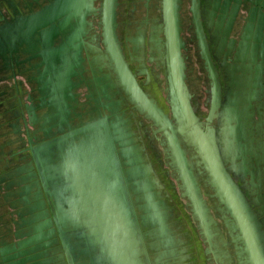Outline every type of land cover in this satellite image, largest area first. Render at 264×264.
Masks as SVG:
<instances>
[{
  "label": "flooded vegetation",
  "instance_id": "obj_1",
  "mask_svg": "<svg viewBox=\"0 0 264 264\" xmlns=\"http://www.w3.org/2000/svg\"><path fill=\"white\" fill-rule=\"evenodd\" d=\"M151 1L153 2V0H149L146 4L145 24L139 25V20H135L130 21V26L125 28L123 16L134 18L133 10H135V6L128 2L126 9L129 13L127 15L123 6L126 3L119 0L116 12V35L121 36L122 34L123 38L120 37L114 42L107 32L106 7L108 0H100L101 10L103 4H105L101 15L105 58L106 56L107 59L109 57L118 76V55L132 63L128 52L135 51L133 42L141 46L139 40L144 38H148L150 42L149 46L146 45V47L153 48L151 55L161 58L170 73L173 71V62L175 63L174 42H160L159 37L161 34L154 24L158 17L152 22L150 21V11L153 8ZM188 1L189 7H186L187 0H180L179 4L181 10L185 8L188 20H191L194 25L195 30L193 29L192 34L194 38H197L198 55L199 51L202 55V49L197 27L202 22L212 55L211 61L212 58L215 61L214 73L216 80L221 86L220 95L214 98L215 75L211 74V70L207 66L208 63L204 62L209 71L208 78L211 83L212 100L209 118L204 122L203 128L210 127L211 129V127H214L218 142L221 131H225L222 132V136L232 141L228 147L230 154L226 156L229 159L226 163L228 166H234L235 163L239 162L235 155L238 150V142L244 131L246 140L244 141L245 146H243V156L246 158L249 167L246 180L250 186V192L254 193L251 198L255 199V192L259 190L260 185V203L256 208L261 224L260 236L263 239V245L264 0H199L201 4L200 14L197 7L198 0ZM78 4L80 7L77 9V16L73 15L71 20L80 21L82 40L77 42V46L69 47L68 51L60 50L64 53L63 55H55L57 46L64 43V39L71 36L70 31L67 33L61 31L59 38L63 40L54 42L53 47L44 48L45 41L43 37L46 27L58 15H63L66 13L65 10H70ZM49 5L50 8H47ZM61 8L63 10H60ZM94 9L95 5L92 7L90 0H0V37H4L0 38V133H3L2 127L7 129L9 126L11 128L10 132H4L0 135V140H3L0 144V167L8 166V164L6 165L8 163L5 158L6 155L12 166V168H8L11 167L8 166L5 172L0 175V198L3 195L8 204L18 205V208L14 204L12 205L14 210H17L16 212L22 211L23 203H26L24 210L27 212V203L30 201L32 207L36 203L37 208H40V211L35 215L34 230H32L30 236L29 233L23 232L18 236L20 239L11 244L5 240L3 230L0 231V233H3L0 238V264H21L23 257L25 261L31 259L32 261L28 262L30 264H61V261L66 259V253L56 237L58 234L57 229L55 230L54 214L48 210V204L51 197L54 198L55 192V165L59 164L56 158L57 152L54 148L55 139L63 137L60 141L68 142L73 141V138L76 140L85 138L82 133L72 134L83 126L101 119H106L110 126L124 129L126 138H129V136L132 138L128 126L124 123L127 121L133 123L134 121H132L133 119L126 120L129 116L125 118L124 115L127 112L137 111L138 107L130 106L129 100L134 101L140 107L142 106L141 103L136 101L134 94L128 92L120 84V78L119 85L110 81L111 74L107 72L106 60L104 63L102 61L99 63L98 70L91 66L94 59L90 57L89 49H96L99 51L96 52L97 54L102 51L98 46L90 43V36L87 35L90 32L89 17L92 16ZM157 9L159 10L158 6ZM189 11H192L190 18ZM29 13L37 14L36 19L30 21L29 30L22 27L18 30L17 26L20 23L18 19H24ZM44 14L50 19L38 18L39 15L43 16ZM222 24H224V30L221 32ZM10 26L16 27V31L12 32ZM145 28L147 31L146 37ZM208 30L211 39H209V36L207 37ZM226 30L229 32L227 35ZM8 34L12 38H7ZM21 35L29 38H18ZM171 35L172 29L170 27L166 30V38ZM231 35L233 36L230 37ZM129 38H135V41H129ZM215 38L224 40V46L227 45L226 49L222 51H220L221 49H213V47H216ZM228 38L230 39L228 40ZM242 38H246V40L242 41ZM33 46L39 50L34 51ZM48 52L53 53L51 58H45V53ZM237 52L241 55L239 60L236 58ZM214 55L215 57L217 55V58H214ZM99 56L102 57L101 54ZM82 59L88 61L89 65L91 64L89 69L84 68L83 62H81ZM130 69L137 77L136 82L138 83L137 69L131 68V66ZM97 72L99 74H96ZM55 75L61 77V86L57 84L58 88L55 92L58 99L53 97L55 91L53 88L56 85ZM50 77H53L51 83L48 81ZM188 85L191 86L190 83ZM163 91L165 93L167 91L168 97H170L169 89ZM125 94H128L129 100ZM148 96L149 99L154 98L152 102L157 101L159 103L157 105L166 107V94H163V99L156 91H153L152 96L149 94ZM190 98L192 102L193 98ZM171 100L173 101V95L170 97V103ZM192 105L194 107V104ZM177 106L179 107V103H177ZM124 107L126 108L124 109ZM241 110L242 118L237 120L235 116ZM193 112L194 114L197 113L196 108H193ZM140 120L144 121L141 123L144 124V132L140 137L134 136L136 146L142 149L141 153L139 152L143 154L142 157L146 158L149 155L157 171L163 174L167 172L165 162L168 159L167 148L162 144L164 143L163 136L158 137L155 129H149L153 122L149 121L148 118L145 117ZM213 122L216 123L215 126ZM67 134L71 135L66 137ZM7 135L15 137H12L10 142H6L5 137ZM130 138L129 140H131ZM141 138L149 139L147 149L149 152L147 153L145 147H143L147 142L140 141ZM4 144L8 146L6 149L3 146ZM129 146L136 149L132 142ZM235 146H237V150H234ZM127 157L130 161L136 160L135 153H127ZM144 162L147 163L146 159H144ZM48 167L53 172L52 177H54L53 183L48 182L51 187L50 197L45 194L43 180L44 177L46 180L48 179ZM39 169H41V172H39ZM194 170L199 185L202 182L211 181L205 168H203V173L202 170H198L196 167ZM30 188L32 189L29 190ZM210 196L214 199L213 203H218L216 212L206 211L205 220L201 221L194 211L186 214L171 204L173 201L169 195H161L160 201H165L164 203L165 205L168 204V207L166 205L160 210L164 209L168 213H173L170 219L171 227L175 229L176 237H179L182 242L178 248L184 249V245L189 249L194 245L202 248L198 253L207 264H251L248 244L238 225L235 214L229 210L224 197L216 194ZM15 197L18 198L16 202ZM142 198L144 199V197ZM131 199L134 203V198ZM143 201L142 203L146 204L145 200ZM206 202L207 204L210 203L209 199L205 200L204 204ZM135 204L139 205V201H135ZM211 208L213 206L208 207L209 210ZM146 212L147 209L146 211H138L142 215H146ZM19 216L21 221L18 227L25 230L28 223H26V217ZM48 220L50 225H46ZM5 226V218L0 215V229ZM144 226L142 231L146 232L148 243L149 234L152 231L148 225ZM204 226L208 230H205ZM240 239L242 242L239 241ZM152 249H150L152 257L157 259L162 256L163 246L152 242ZM175 249L176 247L174 248L176 252ZM76 253L79 254L78 249H76ZM21 255L23 257H19ZM81 264H87V261L84 259Z\"/></svg>",
  "mask_w": 264,
  "mask_h": 264
},
{
  "label": "rangeland",
  "instance_id": "obj_2",
  "mask_svg": "<svg viewBox=\"0 0 264 264\" xmlns=\"http://www.w3.org/2000/svg\"><path fill=\"white\" fill-rule=\"evenodd\" d=\"M110 1L111 3H109ZM179 1L180 0H153V2L151 1V3H153V8L150 11L151 22L152 20H155V18L158 17L157 20H155L154 24L161 34L159 37L160 42L161 43H166V41L170 43L172 41L174 42L173 52L175 57V63L173 62L172 73H170L167 67L164 66V62L161 61V58L153 57V55H151V51L153 50V48L151 47L149 49L148 47H146V45L149 46L150 42L148 38H144L139 40V43L141 44L142 47L136 42H133L135 45V51L128 52V55L132 63H129L128 60L124 59L121 55H118L119 57H117V60L119 67L118 65H116L119 70V76H118L116 74V69L113 67V65L110 62L109 57L108 59L107 56L105 58V44L103 38L104 36H103L102 18H101L102 10L105 4H103L101 10L100 0H90L91 6L93 7V5H95V9L93 10L92 16L89 17L90 32H88L87 35L90 36V43L94 44L95 46H98V48L102 50L100 52L102 57H100L99 56L100 54L96 53L99 51H97L94 48L89 49L91 54L90 57L94 59L92 65L91 64L90 65L93 66L94 69L98 70L99 63L101 61L102 63H104L106 60L107 62L106 69L108 70L107 72H110L111 74L110 81L119 85V78H120V84L123 85V87L126 88L128 92H130V90L134 88L136 90L134 92V97L136 98V101H138L142 105L141 107L138 106L136 103H134V101L129 100L128 94H125L129 100V105L138 107L137 111L127 112V114L124 115L125 118L129 116L128 118H126V120L133 119L132 121H134L133 123L129 121L124 123L125 125L128 126V131L132 138H130L131 140H129V138L123 136L125 132L124 129L120 127L110 126L111 128L110 132H115L116 134L111 135V137H109L108 139L106 138L104 139L105 142L108 141L109 145H111L114 155H116L117 153L121 154L118 155V161H120V163H123V165L118 166V171L122 178L121 183L124 186H126L125 190L123 191L125 192L126 195L130 194L131 198H134V203L132 206L135 210H137V213L138 211L141 212V210L146 211V209L149 211L147 206H149L150 210L154 212L160 210V208H163L166 205L168 207V204L165 205L164 203L165 201L163 202L164 204L162 202H159L161 199V195L163 196L164 194H167L171 197L173 201L171 202V204L175 205L176 209H180L186 214L191 213V211H197L196 210L197 208L194 205L195 204L194 201L191 200L190 198L194 193L195 194L193 197L197 196L198 200L205 201L209 199L210 203L207 204L206 202L204 204L206 207L204 205L202 207L204 210L213 213V211L216 212V206L218 205V203H213L214 199L210 198L211 197L210 195L215 196L216 194L217 196H220L218 195L217 191L215 192L216 188L211 181L207 183L202 182L200 185L197 182V188H198L197 192L191 190L192 185H191V181H189L190 180L188 174L189 170H191L193 178L195 180L196 172L194 168L196 167L198 170H202L203 173V168H205L208 171V164L206 158H204L201 155V150L199 146L196 144L193 136H191V134L189 133V130L191 128L187 127L186 126L187 122H185V119L178 115L179 109L177 103H180V101H179V94L177 97L176 77L179 79L181 83L180 93H182L184 99L188 103H190V105L192 106L191 107L192 110L193 108H196L197 111V113L195 114L197 119L196 123L197 124L200 123L203 125L204 122L209 118L211 100H212V91L210 87L211 83L208 78L209 71L207 67L204 65V62L208 63L207 66L210 68L211 74L215 75L214 73L215 61L213 58L211 61L212 55L209 50L208 39L205 37V30H204V26H202V22H200L197 27L200 46L202 49V55L200 51L198 55L197 38H194L193 37L194 35L192 34L193 31L195 30L194 25L191 22V20H188V15L185 11V8L181 10ZM118 2L119 0H108L106 7V15L108 21L107 32L108 35H111V38H113L114 42L118 38L120 39V37L123 38L122 34L121 36L116 35V29H117L116 12H117ZM123 2L126 3L123 6L125 8V13L127 15L129 13L128 9H126L128 2L130 4H134L135 6V10H133L134 18H130V16L129 18L123 16L124 27L128 28L131 24L130 21L133 22L135 20H139V25H144L145 24L144 17L147 13L146 4L149 2V0H123ZM78 5L70 10L69 9L65 10L66 13H64L63 15H58V17L54 21H51L50 25L46 27L47 29L43 37L45 41L44 43L45 46H43L44 48L53 47L54 42L56 43L57 41L63 40L59 38L61 31H63V33H67L68 31H70L71 36L69 38L64 39V43H62L61 45L59 44L57 46L55 55H63L64 53L60 52V50L68 51L69 47L77 46V42H80L82 40L80 21L71 20L73 15H75V17L77 16L78 13L77 9L80 7V5L79 6ZM157 6L159 7V10L157 9ZM186 7H189L188 0ZM197 7L199 8V14H200L201 4L199 0ZM47 8H50V5ZM60 10H63V8H61ZM191 14L192 11H189V18L191 17ZM36 15L37 14L29 13L24 19L19 18L18 22L20 21V23L19 26H17V29L20 30V27H22L23 29L29 30L31 25L30 21L32 19H36L35 18ZM53 17L55 18L56 16L54 15ZM65 17L67 18L65 19ZM170 27L172 29V35L166 38V30L169 29ZM10 28L12 32L16 31V27L10 26ZM222 30H224V24H222L220 31L222 32ZM225 33L227 35L229 33L228 30H226ZM146 34L147 31L145 28V37ZM182 35H185L186 37ZM172 36H174V38H172ZM208 36L209 39H211L209 35V30L207 33V37ZM232 36L233 35H231L230 37ZM0 38H4V37L1 36ZM7 38H12V36L8 34ZM18 38H29V37H25L21 35ZM229 39L230 38H228V40ZM244 40H246V38H242V41ZM129 41H135V38H129ZM215 42H216V47H213V49L215 50L221 49L220 51L226 49L227 45L224 46V40L222 41V39L220 38H215ZM32 49H35L34 51L39 50L36 49L35 46H33ZM164 55L166 56V54ZM52 56H53L52 52L45 53V58H51ZM201 57L203 58V60ZM214 58H217V55L216 57L214 55ZM236 58L238 60L241 58L239 52H237ZM81 62H83L82 65L84 66V68L86 69L90 68L88 61L85 60L83 61L82 59ZM129 65L131 66V68L137 69L136 71H138V83L136 82L137 77L134 76ZM96 74H99V72H97ZM171 76L173 77L172 79L174 83H172V79L170 78ZM60 78H61L60 76L55 75L56 85L53 88V90H55L53 92L54 98L56 97L55 92L57 91L58 88L57 84L58 86H61ZM52 79L53 77H50L48 81L51 83ZM214 81L215 83L213 87V95L214 98H216L217 96L220 95L221 86L216 80V75L214 76ZM139 83L142 87L138 85ZM189 83L191 84V86L188 85ZM167 88L170 90V97L173 95V101L171 100V103L169 102L170 97H168L167 91L166 93L163 91V90H168ZM153 91H156L160 95L161 99H163V94H166L167 96L166 107L157 105L159 104L157 101L152 102L154 100L153 97H151V99L148 98L149 97L148 94L152 96ZM190 97L193 98L192 102ZM56 99L58 98L56 97ZM149 104L150 107L148 106ZM192 104H194V107ZM183 105L185 107V110L187 111L186 105L185 104ZM143 106L147 109V112ZM125 108L126 107H124V109ZM152 108L155 109L157 117L159 116L157 120L152 115L153 114ZM148 110H150L152 114H149ZM187 116L190 119L189 113H187ZM145 117L148 118L149 121L153 122V125L150 126L149 129H155L157 131L156 135L158 137L163 136L164 143L162 144L167 148L168 159L167 162H165V169L167 170V172L163 174L157 171L149 155H147L146 158L142 157L143 154H140L142 149H139L136 146L137 144L134 136L140 137L141 134L144 132V126H143L144 124H141L144 121L140 119H143ZM235 118L237 120H241L242 110L239 111V113L235 116ZM215 124L216 123L213 122L214 126ZM177 125L179 126L177 127ZM181 125L182 127L180 128ZM10 129L11 128L9 126L7 127V129L2 127L1 130L3 131V133H0V135L4 134V132H10ZM207 133L209 134L211 139L213 137L214 139L218 140L214 127H211V130H209ZM71 134H67L66 137H69ZM12 137L15 136L7 135L5 137V141L10 142ZM62 138L55 139V147H54L57 152L56 155L57 162L62 164H63L62 162L63 158L67 157V154L69 152L68 150L69 149L72 150V146L74 148L77 145H82L84 142L88 140V138H81L66 142V141H60ZM140 141L147 142L146 145H144L143 147H145L146 153L149 152L147 150L149 146L148 145L149 139L141 138ZM2 142L3 140H0V144ZM59 142L63 144L60 145ZM131 142L136 146V149L129 146ZM3 146H5V149L8 147L5 144ZM129 150L136 154L135 162L130 161L128 159L126 152H128ZM234 150H237V146L234 147ZM6 156L5 158L8 162L6 163V165L8 164V166H11L9 159ZM144 159H146L147 163L144 162ZM182 159L185 161V163H182ZM178 161H181V167H180V163H177ZM8 166L0 167V175L5 172ZM8 168H12V166ZM39 172H41V169H39ZM48 173H49L48 179L46 180L44 177L43 180H44L45 194L50 197L51 187L48 185V182L53 183L54 177H52L53 172H51V169L49 167H48ZM59 176H60V171L55 169V177H59ZM61 181L55 182L54 198L51 197L50 202L48 204L49 212L50 213L52 212V214H54L55 230L57 229V234H58V236L56 235V237L57 239H59V241L61 240L60 241L61 247L66 253V259L64 261H61V264H81V261L84 260V257L82 256L81 253L77 254L76 249L78 247L79 248L86 247L87 249L89 248V244L86 246L85 241L90 242L91 235L89 232L90 230L89 227L91 225H88V217H83L84 213L81 215L80 213L77 212L80 211L81 208L75 207V205L71 207L70 204L68 205L67 200H62L59 197L60 196L59 188H61L62 186H68L67 184L62 185L63 183ZM31 189L32 188H30L29 190ZM73 191L79 193V188L75 186L73 188ZM143 193L145 194L144 199L142 198ZM64 196L66 198H68L69 196L67 194V188H65ZM136 196L138 198H135ZM15 198H16L15 200L16 202L18 198L17 197ZM150 199L152 201H155L156 203L154 205L150 204ZM143 200H145L146 204L142 203L144 202ZM135 201H139V205L135 204ZM13 204L14 203L8 204L6 200H4L3 195L1 196L0 215L4 216L6 226L1 228L0 231L3 230L4 237L6 238L5 240L11 244L15 243L18 239H20L18 236L23 232L29 233L30 236L32 230H34L33 224L36 221L35 215L40 211V208H37L36 203L34 207H32L31 201L27 203L28 204L27 212H25L24 210L26 203H23L24 207L22 208L21 212H16L17 210H14V207L12 206ZM14 205L17 208L19 207L16 204ZM126 205L128 206V208H130L131 203L128 202ZM209 206L210 207L213 206V208L209 210L208 209ZM96 208H99V205L96 206ZM124 209L126 208L124 207ZM22 212H24V214H22ZM52 214L50 215L51 217ZM65 214L69 216L64 218ZM19 215H21L22 217L23 216L26 217L27 221L26 220L25 221L26 223L27 222L28 223L26 224L27 228H25V230L20 229L18 227L21 221ZM146 217L147 214L142 215L138 213V221L141 228L140 229L141 233H139L140 241L138 242L137 240H135L129 243L130 247H132V245H136L138 247L137 244H140L143 250L145 251V254L147 253L148 243H147L146 232H143L142 229L145 227L144 225L147 224ZM46 225H50L49 220L47 221ZM23 226L25 225L23 224ZM204 228L205 230H208L206 226H204ZM3 233L2 232L0 233V238ZM239 241L242 242L241 239ZM124 252L125 250L118 249L114 245H110L106 254L102 255V259L100 260H103L107 264H125V260L123 257ZM86 255L87 257H90L91 254L89 250H86ZM23 256L21 255L19 257H23ZM22 261L23 262H21V264H26V263L30 264L28 262H31L32 260L29 259V261H25L23 257ZM65 261H67V263H65ZM252 263L253 261L251 262V264Z\"/></svg>",
  "mask_w": 264,
  "mask_h": 264
},
{
  "label": "water",
  "instance_id": "obj_3",
  "mask_svg": "<svg viewBox=\"0 0 264 264\" xmlns=\"http://www.w3.org/2000/svg\"><path fill=\"white\" fill-rule=\"evenodd\" d=\"M174 61H175V57H174ZM176 81H177V84H176L177 85V97L179 94V101H180L179 107H178L179 109L178 115L185 119V121L187 122L186 124L187 127L194 128V131L193 129L189 130V133L191 134V136H193V134H198V131H200L198 124L196 123L197 119L191 108L190 103H188L184 99L182 93H180L181 83L177 77H176ZM133 89L134 88H132L130 92L134 94L136 90L135 89L133 90ZM183 104L186 105L187 111L185 110V107ZM148 106L150 107V104ZM144 109L147 111L145 107ZM152 109H153V114L151 113L150 110H148L149 114H152L153 117H155V119L157 120L159 116L157 117L155 109L154 108ZM187 113H189L190 119L187 116ZM95 123L87 124L86 126L77 130L73 134H78L79 132H82V131L99 130V126L101 124H95ZM104 127L106 130L107 129L110 130V124L106 122L104 124ZM181 127L182 125L180 126V128ZM107 137L109 138V136ZM104 139H101V140H104ZM101 140L100 139L95 140L91 138V139H88L86 142H84L82 145H77L74 148L72 146V150L70 149L68 150L69 152L67 154V157L63 158V161H62L63 164L59 163L58 164L59 166L57 165L55 166V169L60 171V176L55 177V182H58L57 180L59 181L62 180L61 181L63 183L62 185L64 184L68 185V186H62L61 188H59V193H60L59 197L62 200H68L71 198V201H68V205L70 204L71 207L75 205V207L81 208L80 211H77V212H80V213L87 212L89 214H92L93 216H94V213H96V217L94 216V218L93 217L88 218V225L92 226V229H94V232L97 231L99 226H102L103 223H105V225L109 227V222L112 221L111 218H106V217L101 218V213H103V215L105 216L106 213L112 212L114 211V209L131 210L130 208L133 205L131 195L130 194L126 195L125 192L123 191L125 190L126 186H124L121 183L122 178L118 171L119 165H117V163H119L118 155L117 154L114 155V152L111 148V145H109L108 141L107 142L104 141V145H102ZM194 140L196 144L198 145L195 138ZM173 142H174V139H173ZM59 144H61V142H59ZM93 148H97L98 150H100V151H97L98 153L101 152V149L109 153V159H110L111 165H110V169L108 172L106 170L102 172H98V173L92 172V165L87 163L86 159L89 156L88 154L89 151L92 152ZM199 148L201 150V155H205L203 157L206 158L208 166L212 167L214 171L216 172V174L218 175L220 182L225 188L229 196V199L231 200V203L236 210L238 217L244 220V215L237 201V198L235 197L224 172L220 168V165L217 163V161L215 160L213 156L209 155V152H207L206 154L200 146ZM177 163H180V167H181V161H178ZM182 163H185L183 159H182ZM91 181H95L97 185L93 187H87L85 184H89ZM75 186L79 188V193H76L73 191V188ZM65 188H67V194L69 195L68 198L64 196ZM191 199L194 201L195 203L194 205L196 206V208L198 207L196 209L197 210L196 212H199V214L203 213L205 215L206 210H204L202 207V201L198 200L197 196L195 197L191 196ZM128 202L131 203L130 208H128V206L126 205ZM98 205H99V208H96V206ZM124 207L126 209H124ZM100 223L102 225H100ZM249 239H251V237H249ZM262 242H263V239H262ZM258 249H259V253H256L259 255L258 260H257V257L254 255V253H252L253 264L254 262H256V264H264V260L260 254V246L258 247Z\"/></svg>",
  "mask_w": 264,
  "mask_h": 264
},
{
  "label": "crops",
  "instance_id": "obj_4",
  "mask_svg": "<svg viewBox=\"0 0 264 264\" xmlns=\"http://www.w3.org/2000/svg\"><path fill=\"white\" fill-rule=\"evenodd\" d=\"M38 18L50 19V17H48L46 14H44L43 16L39 15ZM105 122L108 123L106 119H101L99 121H96V123L92 122L95 124H101L99 126V130L82 131L78 134L82 133L85 135V138H93L95 140H101L104 138H108L107 136L111 137V135L116 134L115 132H110L111 128L110 130L105 129ZM123 136L126 137L125 132ZM101 144L104 145V140H101ZM97 151L100 150H98L97 148H93L92 152L89 151V156L87 157L86 162L92 165V172L98 173L104 170L108 172L111 165L109 153L103 151L102 149V153H98ZM130 152L132 151L129 150L128 152H126V154ZM117 155L121 154L117 153ZM118 165L122 166L123 163H120L119 161ZM57 181L59 182V180ZM85 185L87 187H93L96 186L97 183L95 181H91L89 184ZM67 201H71V198ZM155 203V201H152L150 199V204L154 205ZM147 207L149 211L147 210L146 212L147 224H145L148 225L149 229H151L152 232H150L149 234L146 254L140 244H137L138 247L136 245H132V247L129 246L130 242H133L135 240H137L138 242L140 241L139 233H141L137 210H135L133 206H131V210L114 209V211L106 213L105 216L103 215V213H101V218L106 217L112 219V221L109 222V227H107L105 223H103V226L105 228L103 226H99V228L95 232L94 229H92V226L89 227V232L91 235L90 242L83 240L85 241L86 246L89 244V248H77L79 250V253H81L84 259L87 261V264H107L100 259H102V255L106 254L110 245H114L118 249L125 250L123 254L125 264H207L206 261L201 258L198 253V251H201L202 248H198L196 245L192 246L190 249L185 247V245L184 249L178 248L182 244V242L180 241L179 237H176L177 234L175 233V229L171 227L170 219L172 218L173 213H168L164 209L154 212L150 210L149 206ZM194 212L201 221L205 220V215L203 213L199 214V212ZM80 214L82 215L83 213ZM68 216L69 215L65 214L64 218ZM94 216L96 217V213H94ZM94 216L87 212H84L83 214V217L88 218H94ZM100 225L102 224L100 223ZM152 242L158 243L159 245L163 246V253L161 254L162 256L157 259L155 257H152L150 253V249H152ZM262 243L263 242H261L260 244V254L264 260V244L262 245ZM175 247L176 252L174 251ZM86 250H89L91 254L90 257H87Z\"/></svg>",
  "mask_w": 264,
  "mask_h": 264
},
{
  "label": "trees",
  "instance_id": "obj_5",
  "mask_svg": "<svg viewBox=\"0 0 264 264\" xmlns=\"http://www.w3.org/2000/svg\"><path fill=\"white\" fill-rule=\"evenodd\" d=\"M198 127L200 131H198V134H193V136L196 139L198 145L203 149V151L206 154L207 152H209V155L213 156L217 163L220 165V168L224 172L229 185L235 197L237 198V201L244 215V220L238 217L236 210L233 207L225 188L221 184L218 175L212 167L208 166L207 172L209 174V177L211 178V181L214 184L218 195L224 197L229 210L235 214L238 225L244 234L246 243L248 244L251 259L252 253H254L258 260L259 255L256 253H259L258 247L262 242L260 236L261 224L258 209L256 208V206H258V203H260V185L259 190L255 192V199L251 198V196H254V193L250 192V186L248 185L246 180V175L249 171V167L246 163V158H244L243 156V146H245L244 141L246 140L244 131L241 134L240 140L238 142V150L235 155L239 162L235 163L234 166H228L226 163L229 161V159L226 156L230 154V152L228 151V147L229 143H231L232 141H230L227 137L222 136V132L225 131H221L220 140L218 142V140L214 139L213 137L211 139L209 134L207 133L209 130H211L210 127L204 129L203 125L200 123L198 124ZM188 174L190 177L189 181H191L192 185L191 190L197 192V181L196 179L194 180L191 170H189ZM194 194L192 196H194ZM203 205L204 202L202 201V206ZM249 237H251V239H249ZM254 264H256V262H254Z\"/></svg>",
  "mask_w": 264,
  "mask_h": 264
}]
</instances>
